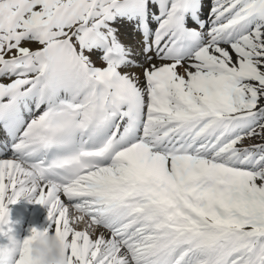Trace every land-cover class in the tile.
<instances>
[{
    "label": "snow or ice",
    "instance_id": "obj_1",
    "mask_svg": "<svg viewBox=\"0 0 264 264\" xmlns=\"http://www.w3.org/2000/svg\"><path fill=\"white\" fill-rule=\"evenodd\" d=\"M206 7L0 0V264H33L21 199L67 264H264V0Z\"/></svg>",
    "mask_w": 264,
    "mask_h": 264
},
{
    "label": "bare ground",
    "instance_id": "obj_2",
    "mask_svg": "<svg viewBox=\"0 0 264 264\" xmlns=\"http://www.w3.org/2000/svg\"><path fill=\"white\" fill-rule=\"evenodd\" d=\"M206 3L209 5V7L205 8L204 17L207 19L209 17L210 12V3L211 0H206ZM120 29V39L121 41L128 46H131L137 53H139L140 48L142 47L141 40L142 36L139 32H136L132 29V27L128 24H122L118 25ZM157 27L155 24H153V28ZM25 46H29L32 48H37L39 45L37 44H26ZM135 59L137 61L143 62L144 57L142 54H139L135 56ZM93 61L98 67H104L106 66L101 60L97 59L96 56H93ZM155 63H160L159 61H154ZM122 72H128V73H135L136 75L140 76L141 85L144 84V78H143V69L141 68H122ZM0 82L3 83H9V79H2ZM43 111V109H41ZM40 113L37 112L36 115H39ZM27 119V117H26ZM3 138V133L0 131V139ZM260 140H247L248 144L251 143H260ZM11 152L7 154L9 156ZM6 158V157H3ZM62 199L65 200L67 203L65 197L62 196ZM10 217L11 220L14 223L15 230L19 233L21 238L27 237L30 235V229L33 227L38 228L39 230H44L49 228V221H48V208L46 206H42L35 203H30L27 199H21L18 203L11 206L10 210ZM86 222L82 223V229L86 227ZM27 232V233H26ZM95 236L93 239H96L101 233L106 238L111 237V233L104 229L103 227H97L95 229ZM94 235V234H93Z\"/></svg>",
    "mask_w": 264,
    "mask_h": 264
},
{
    "label": "clouds",
    "instance_id": "obj_3",
    "mask_svg": "<svg viewBox=\"0 0 264 264\" xmlns=\"http://www.w3.org/2000/svg\"><path fill=\"white\" fill-rule=\"evenodd\" d=\"M33 264H67L66 241L50 230H39L30 245Z\"/></svg>",
    "mask_w": 264,
    "mask_h": 264
},
{
    "label": "rangeland",
    "instance_id": "obj_4",
    "mask_svg": "<svg viewBox=\"0 0 264 264\" xmlns=\"http://www.w3.org/2000/svg\"><path fill=\"white\" fill-rule=\"evenodd\" d=\"M179 71L181 72V74H183V71H184V69L183 68H180L179 69ZM245 145H248V143H247V140L245 141ZM6 158H12V154H10L9 156H6ZM68 203V202H67ZM86 223H87V220L85 221ZM82 224V223H81ZM79 225V227L81 228L82 227V225ZM82 229V228H81ZM27 233V232H26ZM93 237L92 238H94V236H95V232H93Z\"/></svg>",
    "mask_w": 264,
    "mask_h": 264
}]
</instances>
